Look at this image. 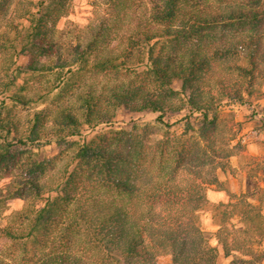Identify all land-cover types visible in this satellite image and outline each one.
Listing matches in <instances>:
<instances>
[{
  "label": "trees",
  "instance_id": "1",
  "mask_svg": "<svg viewBox=\"0 0 264 264\" xmlns=\"http://www.w3.org/2000/svg\"><path fill=\"white\" fill-rule=\"evenodd\" d=\"M216 1L107 0L95 26L64 41L58 23L68 0H0L4 16L14 3L0 29V94L20 104L74 98L22 124L0 106V171L27 175L5 197L31 194L0 227L22 264H215L217 249L199 227L207 207L224 253L249 251L225 223L237 216L244 232L258 230L264 215L245 199L229 210L209 205L205 189L233 154L223 108L250 106L264 81V0ZM47 73L53 78L42 83ZM86 75L109 83L81 85ZM31 88L34 98L22 92ZM128 113L155 118L115 125ZM176 123L180 135L170 133ZM101 124L109 127L84 134ZM52 144L54 158L44 154ZM55 157L66 159L60 174L41 183Z\"/></svg>",
  "mask_w": 264,
  "mask_h": 264
},
{
  "label": "rangeland",
  "instance_id": "2",
  "mask_svg": "<svg viewBox=\"0 0 264 264\" xmlns=\"http://www.w3.org/2000/svg\"><path fill=\"white\" fill-rule=\"evenodd\" d=\"M143 2H146V0H143ZM210 4L218 6L220 2L210 0ZM13 8L14 3L6 13V17L3 12L0 15V29L3 28L6 18L13 14ZM107 10V0H68L67 12L58 23L62 40L72 41L76 38H81L87 33L88 25L95 26L106 15ZM24 60V57H20L18 63H24ZM52 78L53 74L47 73L41 80L42 83H45ZM0 79L6 80L1 72ZM108 79L109 77L105 76L86 75L84 79L78 82L81 85H83V82H87L101 87L109 83ZM19 82H22V80L19 79ZM29 85L34 89L40 86L35 80H30ZM34 89L31 88L22 92L34 98L36 96ZM68 93L63 96L51 94L42 101L30 100L25 104L14 103L0 94V106L9 109L10 114L14 115L18 122L22 124L34 110L44 106L53 108L58 103L73 101L74 98ZM250 102V106L223 108L221 112V117L233 128L235 133V138L227 143V146L232 148L233 154L228 158V165L225 170L219 168L215 170L218 183L208 185L205 189V195L209 205L223 203L228 210L231 209L229 204L236 202L238 199H245L255 205L259 212L264 215V81L256 87L255 94ZM181 114L170 115L165 118V121L169 123L175 122ZM154 118L155 114L153 113L119 114L116 118L119 123L115 125L130 128L131 120L153 122ZM108 127L109 125L101 124L93 130H85L84 134L89 136L101 128L105 129ZM182 132L183 130L179 123L174 124L170 128V133L174 135H180ZM188 135L186 134L185 136ZM57 153L58 150L53 144L47 146L44 152L50 158H54ZM65 160L64 157H55L51 162L50 168L40 177V182L47 183L54 176L59 175ZM24 178H27V175L20 169L15 168L7 174L0 171V227L6 225L11 220L12 214L20 210L30 200L31 194L28 189L22 190V193L15 197H5L7 190ZM261 220L264 222L263 218ZM225 226V231L229 233L228 237L239 236L240 242L242 245H247L249 251L231 250L229 254L224 253L223 247L217 238L219 226L213 220L212 210L207 207L199 213V227L205 244L214 246L217 249L215 264L264 263V223L258 230L244 232L247 227L239 223L237 216H232L226 221ZM260 232L263 234L262 236ZM0 257L4 258L5 264L23 263L20 249L17 245L3 237H0ZM161 262L166 263L167 258L161 259Z\"/></svg>",
  "mask_w": 264,
  "mask_h": 264
}]
</instances>
